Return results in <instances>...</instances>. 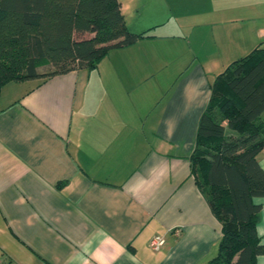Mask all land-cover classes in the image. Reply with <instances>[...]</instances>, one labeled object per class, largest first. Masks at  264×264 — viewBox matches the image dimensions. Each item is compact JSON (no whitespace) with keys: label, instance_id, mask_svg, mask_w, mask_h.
<instances>
[{"label":"crops","instance_id":"obj_1","mask_svg":"<svg viewBox=\"0 0 264 264\" xmlns=\"http://www.w3.org/2000/svg\"><path fill=\"white\" fill-rule=\"evenodd\" d=\"M118 1L124 18L138 14L127 27L154 37L94 70L0 90V264H203L217 253L221 226L189 157L210 83L264 44V0ZM201 26L215 35L196 41ZM257 158L264 169V149ZM254 202L264 244V197Z\"/></svg>","mask_w":264,"mask_h":264},{"label":"trees","instance_id":"obj_2","mask_svg":"<svg viewBox=\"0 0 264 264\" xmlns=\"http://www.w3.org/2000/svg\"><path fill=\"white\" fill-rule=\"evenodd\" d=\"M131 31L118 0H0V90L85 68L112 49L154 37ZM48 67L45 71L39 68ZM264 44L230 62L210 83L191 172L221 226L217 253L203 264H257L264 197Z\"/></svg>","mask_w":264,"mask_h":264},{"label":"rangeland","instance_id":"obj_3","mask_svg":"<svg viewBox=\"0 0 264 264\" xmlns=\"http://www.w3.org/2000/svg\"><path fill=\"white\" fill-rule=\"evenodd\" d=\"M131 7V6H130ZM135 10L133 9V8H129L128 10H127V12H126V20L128 21V23H129V21H131L132 19H134L133 18V16L134 15H136V16H138V14H135V13H132V12H134ZM132 17V18H131ZM129 18H131V19H129ZM203 28H206V27H203V26H201V27H198L196 30H197V32H196V36H195V40L197 41V40H199V38L200 37H202V36H204V39H206L205 38V36H207V37H209V38H211V37H213V34L215 35V33H216V31H215V29H213L212 28V30H211V28H208V30H205V29H203ZM216 38H214V40H215ZM214 40H213V38L212 39H209V40H207V41H210V42H214ZM206 44V43H205ZM48 67H41V68H39V70L40 71H45L46 69H47ZM169 80H171V79H169ZM167 81V82H171V81Z\"/></svg>","mask_w":264,"mask_h":264},{"label":"built area","instance_id":"obj_4","mask_svg":"<svg viewBox=\"0 0 264 264\" xmlns=\"http://www.w3.org/2000/svg\"><path fill=\"white\" fill-rule=\"evenodd\" d=\"M163 244V238L160 235H155L149 242V247L152 250H158Z\"/></svg>","mask_w":264,"mask_h":264}]
</instances>
